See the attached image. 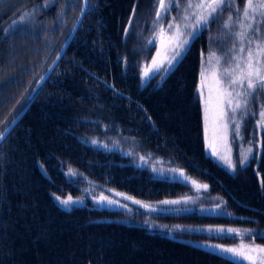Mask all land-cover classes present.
<instances>
[{"label": "trees", "instance_id": "obj_1", "mask_svg": "<svg viewBox=\"0 0 264 264\" xmlns=\"http://www.w3.org/2000/svg\"><path fill=\"white\" fill-rule=\"evenodd\" d=\"M45 1L0 3V129L27 104L67 37L62 32L64 39L48 52L43 16L52 21L63 0L42 10L37 29L5 32L9 21ZM238 2L242 7L245 0ZM89 4L57 68L0 146V264H242L180 240L185 234L123 223L122 212L96 208L85 197V180L150 206L191 192L182 182L155 178L128 157L80 139L103 133L98 122L115 123L137 138L141 151L171 158L207 185L208 194L220 197L230 213L159 216L162 220L264 231V132L259 156L235 173L209 155L205 140L201 59L217 22L193 39L166 77H152L143 85L142 65L156 49L154 44L144 47L143 38L150 34L157 0ZM69 197L86 198V203L65 208L61 201ZM258 233L223 241L244 237L264 246Z\"/></svg>", "mask_w": 264, "mask_h": 264}, {"label": "rangeland", "instance_id": "obj_2", "mask_svg": "<svg viewBox=\"0 0 264 264\" xmlns=\"http://www.w3.org/2000/svg\"><path fill=\"white\" fill-rule=\"evenodd\" d=\"M3 1L0 0V3ZM63 1V7H60L58 15L52 21L47 22L42 10H49L51 6L56 4L57 0H46L40 6L22 12L9 21L5 32L17 30L20 27L37 29L39 18L43 16V27L45 26L44 29L47 30L50 39L48 52L51 54L53 47L64 39L65 36H61L62 32L65 35L69 34L80 12L81 0ZM201 2L202 0H176L177 6L171 7V0H164L165 6L169 8L167 12H164L160 9V3L157 0L156 11L161 12V18L157 20L155 14L150 34L143 38L144 47L150 44L156 46L150 62L142 65L143 85L152 77H166L185 55L193 39L201 35L203 30L211 28L212 22H209L206 28L195 32V38L190 35L197 28L196 17L192 13L201 14V10L195 7ZM210 2L211 0H203L205 4ZM248 2L249 0H245L244 6L240 7L238 0H230L229 7H225L223 11H218L215 14L214 21L217 22V28L211 38L208 50L202 54L201 59L199 92L202 100L204 132L208 152L218 164L230 173H235L238 168L248 165L253 158L259 156L261 150L260 137L261 133L264 132V119H261L259 115L264 110L262 108L264 106V92H257L254 98L249 97L246 108L237 109L235 116H233L227 103V97L224 95L225 90L231 91L228 88L227 79L224 77V70L235 66L231 57L236 55L247 57V51L242 54L239 53L240 41L237 33L241 32L239 27L241 22L245 26L252 22L251 19L245 20L243 15ZM189 3L193 7L189 8ZM250 3L252 5V8L249 9L250 16L253 10H256V20H259L258 13L260 9L257 6L264 4V0H250ZM88 7H90V4ZM203 15H208L207 10H203ZM229 17H232V19L229 20ZM170 24L172 27H169ZM226 24L228 27H225ZM40 31L36 30V32L41 33ZM210 32L212 33V31ZM56 33L60 36L55 37ZM257 44L264 45V25L260 27L259 38H252L251 47L255 49ZM244 46L245 49L249 47L247 39ZM177 53H180V55L174 60L173 57ZM154 60L155 63H153ZM241 103H243V98H241ZM233 104H235V100H233ZM221 113H224V115H221ZM233 120L239 124L238 132L235 129ZM97 124L103 133L97 136H81L80 139L84 143L106 152H118L128 157L135 167L149 170L153 177L182 182L191 188V192L177 199L152 204L166 210L162 214H152L142 212L138 208L111 196L99 185L85 180V197L90 200L94 207L122 212L126 217L119 221L123 223L141 225L175 235L178 233L185 234V236H180L179 239L199 248L221 253L239 263L250 264V261L245 259L244 256H251L254 264H262L261 256L264 254L249 250H258L264 248V246L252 240L243 239L244 237L235 242L223 241L225 238H237V234H240V236L257 234L258 232L254 230L226 225L169 223L162 220L159 216H189L197 212L202 215L227 217L230 213L220 197L209 195L207 185L188 175L171 158L141 151L137 138L124 132L118 124L104 122H98ZM93 141H95V144ZM69 176H72V174H69ZM86 198L80 200L81 202L71 199L72 202L67 207L71 208L84 204ZM109 201H112V203H109ZM173 201L176 203H166ZM136 217L138 218L136 219ZM192 234L203 237L194 239L188 236ZM258 234L264 236V231ZM241 245H243V249H241ZM224 249H237L243 255L236 258Z\"/></svg>", "mask_w": 264, "mask_h": 264}, {"label": "snow or ice", "instance_id": "obj_3", "mask_svg": "<svg viewBox=\"0 0 264 264\" xmlns=\"http://www.w3.org/2000/svg\"><path fill=\"white\" fill-rule=\"evenodd\" d=\"M159 3L160 9L162 11L167 12L169 10V8L164 4V0H159ZM170 6H177L176 0H171ZM229 6L230 0H211V2L207 4L203 3L202 0L200 4L195 6L197 9L201 10V14L196 15L195 12L192 13V15L196 17L197 28L194 29V31L190 35L195 38L196 31L206 28L209 22H214L215 14L218 11H223L225 7ZM188 7L191 8L193 7V5L189 3ZM250 8H252V5L249 0V2L245 6L243 15L245 20L251 19L252 22L248 23L246 26L243 22H241L239 24L241 32L237 33V37L240 41L239 53L242 54L247 51V57L245 58L242 55L232 56L231 60L234 62L235 66L230 69L224 70V77L227 79L228 88L231 89V91L225 90L224 95L227 97V103L230 107L231 112L233 113V116H235L237 109H240L241 107L246 108L249 97L254 98L257 92H264V60H262V58H264V45L257 44L255 49L251 47L252 38H259L260 27L264 25V4H260L257 6V8L260 9L258 13L260 17L259 20H256V10H253L250 16ZM203 10H207V16L203 15ZM156 17L157 20L161 18L160 11L156 13ZM185 19H187V17H185ZM231 19L232 17H229V20ZM169 27H172V25L170 24ZM225 27H228V25L226 24ZM161 31H163V29H161ZM246 39L249 44V47L247 49H245L244 46ZM179 55L180 53H177L176 56L173 57V59L175 60ZM153 63H155V60L153 61ZM217 83H219V81H217ZM241 98H243V103H241ZM233 100H235V104H233ZM262 108H264V106H262ZM221 115H224V113H221ZM259 115L261 119H264V110H262ZM11 122L14 123L15 121L13 120ZM233 123L235 124L236 131L238 132L239 124L235 123V120H233ZM6 131L7 128H5L4 131H0V139L4 138V133ZM93 143L95 144V141H93ZM57 199L59 200V197H57ZM71 202V197L61 201L62 205H64L65 207H67ZM109 203H112V201H109ZM166 203L176 202L173 201ZM241 249H243V245H241ZM224 251L232 253L236 258H240L243 255V253L237 249H224ZM249 251H258L259 253L264 254V248L258 250L250 249ZM244 258L249 260L250 264H254L253 257L244 256ZM261 262L262 264H264V255L261 256Z\"/></svg>", "mask_w": 264, "mask_h": 264}, {"label": "water", "instance_id": "obj_4", "mask_svg": "<svg viewBox=\"0 0 264 264\" xmlns=\"http://www.w3.org/2000/svg\"><path fill=\"white\" fill-rule=\"evenodd\" d=\"M88 2L89 0H81V9L77 16V19L72 26L68 36L60 46L58 52L48 65V67L45 69V71L39 76L37 79L33 89L31 90L28 102L27 104L8 122H5L3 125V128L0 129V131H4L5 128H7V131L4 133V138L0 139V146L3 144V142L7 139V137L10 135V133L13 131V129L17 126V124L21 121L25 113L28 111L29 107L31 106L32 102L34 101L35 97L38 95V92L40 89L44 86V84L47 82V80L50 78V76L53 74L55 69L57 68L58 64L60 63L61 59L65 55L66 51L68 50L71 42L73 41L75 35L77 34V31L83 21V18L85 16V13L88 8ZM15 121L12 123L11 121ZM42 169V168H41ZM43 170V169H42ZM107 192H109L111 195L115 196L116 198L123 200L131 205H134L146 212L151 213H165L166 210L147 205L143 202L137 201L131 197L126 196L125 194L119 193L115 190L107 189Z\"/></svg>", "mask_w": 264, "mask_h": 264}]
</instances>
